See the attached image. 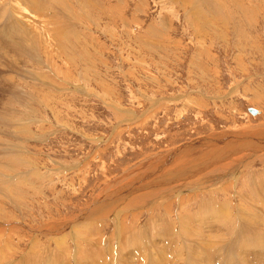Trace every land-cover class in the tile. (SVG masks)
Returning a JSON list of instances; mask_svg holds the SVG:
<instances>
[{"label": "rangeland", "instance_id": "obj_1", "mask_svg": "<svg viewBox=\"0 0 264 264\" xmlns=\"http://www.w3.org/2000/svg\"><path fill=\"white\" fill-rule=\"evenodd\" d=\"M18 1L37 43L0 34V264H264V0Z\"/></svg>", "mask_w": 264, "mask_h": 264}, {"label": "bare ground", "instance_id": "obj_2", "mask_svg": "<svg viewBox=\"0 0 264 264\" xmlns=\"http://www.w3.org/2000/svg\"><path fill=\"white\" fill-rule=\"evenodd\" d=\"M1 1H3V0H0V3H1ZM20 1V0H19ZM18 1V2H19ZM25 1V0H24ZM29 1V0H28ZM34 1V9L36 8V10H34L35 12H37L38 13V18H40L41 16H44L45 15V10H49L50 12H51V8H52V6L50 5V2L47 0H33ZM36 2V3H35ZM8 3V2H7ZM15 3V2H14ZM20 4H21V2L19 3V6H20ZM27 4V3H26ZM6 5V4H5ZM10 5V7L9 8H11V4H9ZM25 5V4H24ZM33 5V4H32ZM85 5V4H84ZM23 7H25V6H23ZM32 7V6H31ZM31 7H29V8H31ZM28 8V7H27ZM7 9L8 8H6V12H7ZM12 9H14V7L12 8ZM11 9V10H12ZM17 9V8H16ZM20 9V8H19ZM26 9V8H25ZM3 10V9H2ZM27 10V9H26ZM5 11H1L0 10V34H2L3 32L5 33V34H3L5 37L7 36V34L9 33V34H11L12 32L13 33H18V38L16 39V40H14L15 41V44L13 43V45H14V47L16 48V50H17V52H18V54H19V56L20 57H22L23 56V54H24V52L26 53V51H30V46H31V44L33 43V40L37 43V39H35V36L37 37V35H34V33L32 32H30V30H31V28L28 30V28L26 27L25 28V23H24V21H22L21 19H20V17H18V15L19 16H22V15H20L21 13L19 12V14L17 15H12L13 16V18H14V16H15V19H12L11 18V14H13V11H10L9 13H11L10 14V16H8V15H5ZM18 11H20V10H18ZM27 11H29V10H27ZM49 12V13H50ZM203 12V11H202ZM8 13V12H7ZM18 13V12H17ZM47 13V12H46ZM54 12H53V9H52V14H53ZM22 14H23V12H22ZM33 15V14H32ZM48 14H46V16H47ZM23 16H25V15H23ZM36 16V15H35ZM21 18H23V17H21ZM25 18H27L26 16H25ZM24 18V19H25ZM29 18V17H28ZM27 18V19H28ZM5 19H7L6 20V22H7V24H6V22H5ZM42 20V19H41ZM55 19H53V21H54ZM57 20V19H56ZM60 21V20H59ZM57 22V21H56ZM16 23V24H15ZM24 24V25H23ZM61 26H63V25H61ZM59 28V27H58ZM6 29V30H5ZM12 29V32L10 31ZM56 29V28H55ZM60 30H62L63 31V28L62 27H60ZM65 30V29H64ZM62 34V33H61ZM16 35V34H15ZM13 38H14V36H13ZM16 38V37H15ZM30 41H32V42H30ZM11 42H13L12 40H10V43ZM12 45V44H11ZM9 47V46H8ZM11 47V46H10ZM13 47V46H12ZM13 47V48H14ZM12 49V48H11ZM8 50V49H7ZM4 52L6 53V51L4 50ZM28 54V53H27ZM4 55V54H3ZM5 56V55H4ZM4 56H3V58H4ZM28 57V56H27ZM1 60H3V59H1ZM21 60H22V58H21ZM34 61V60H33ZM6 65V64H5ZM8 67V66H7ZM13 67V66H12ZM2 68V67H1ZM2 69H4V68H2ZM1 69V70H2ZM8 69H10V67L8 68ZM0 70V71H1ZM8 71V70H7ZM15 72H16V70H15ZM21 72V71H20ZM4 73V72H3ZM2 75V74H1ZM3 76H4V74H3ZM2 79V78H1ZM1 89V88H0ZM2 92H3V89L1 90ZM0 91V92H1ZM1 102V101H0ZM0 104H2V103H0ZM3 104H5V103H3ZM4 106V105H3ZM2 105H1V107H0V112H1V116H3L2 115V112H3V107ZM5 107V106H4ZM252 109V108H251ZM254 110V109H253ZM255 111V113H252L253 115H257V112H256V110H254ZM249 112H250V109H249ZM254 133V132H253ZM241 134V133H240ZM248 134H250V133H248ZM255 134V133H254ZM229 134L227 133V134H220V135H213V136H210V137H208L209 139H207V141L208 140H211L212 141V143L213 144H216V145H219V144H225V146L227 145V147H228V144H229V146L230 147H228V148H232V151H235L234 149L235 148H237V150H239L238 148L239 147H241V144L242 143H244V142H240V141H238V140H236V139H233L234 138V136H232L233 138L231 139V138H227V139H225L227 136H228ZM237 136V135H236ZM241 136V135H240ZM255 138V137H254ZM247 139V138H246ZM250 140V139H249ZM252 140V139H251ZM259 140V139H258ZM229 141V142H228ZM234 141H236V142H234ZM238 141V142H237ZM255 141V140H254ZM262 141V140H261ZM260 141V142H261ZM201 142L202 141H197V142H193L192 143V145H186L185 147H182V149H180V150H178V151H174L173 153H171L170 155H167L165 158H163V159H165V161H167V163L169 162V164H171V163H174V162H176L178 159H179V157H181V156H184V157H187V156H193L194 154L193 153H195L196 152V150L198 149V148H200L201 147V149H202V145H200L201 144ZM252 142V141H251ZM264 144V143H263ZM204 145V144H203ZM259 145V144H258ZM206 146V145H205ZM211 146V145H210ZM235 146H237V147H235ZM245 146H247V145H245ZM248 146L250 147V145L248 144ZM248 146H247V148H248ZM260 146V145H259ZM261 147V146H260ZM210 148V147H209ZM242 148V147H241ZM213 149V148H212ZM205 150V149H204ZM244 150V149H243ZM215 151V150H214ZM222 151V150H221ZM231 151V152H232ZM242 151V150H241ZM248 151V150H247ZM198 152V151H197ZM196 152V153H197ZM200 152V151H199ZM203 152V151H202ZM239 152V151H238ZM198 155H199V153H197ZM205 154V153H204ZM216 154V153H215ZM218 154H219V152H218ZM217 154V155H218ZM224 154V153H223ZM18 155V154H17ZM200 155H201V153H200ZM203 155V154H202ZM222 155V154H221ZM195 156V155H194ZM204 156V155H203ZM231 156H233V155H231ZM17 157V156H16ZM15 157V158H16ZM210 156L209 155H206L204 158H202V160H204V162H205V160H209L210 158H209ZM215 157V156H214ZM225 157H227V156H225ZM18 158V157H17ZM171 158H177V159H174L173 160V162H171L170 163V160H171ZM199 158H200V156H199ZM216 158H217V156H216ZM219 158V157H218ZM222 158V157H221ZM228 159H232V157H230V155H228V157H227ZM19 159V158H18ZM179 160H181V159H179ZM195 160L196 161H198L199 159L195 156ZM219 160V159H218ZM223 161H227L226 159H222ZM19 161V160H18ZM172 161V160H171ZM223 161H222V163H223ZM16 162H17V159H16ZM211 162H213L212 160H211ZM207 163H208V161H207ZM179 166V164L176 166V167H178ZM215 166H218V164H216ZM215 166H213V167H215ZM143 167V166H142ZM210 167V166H209ZM153 168V167H152ZM159 168V169H158ZM211 168V167H210ZM157 169L158 170H162L163 169V167L162 166H157ZM169 169H170V167H169ZM169 169H167L168 171H164L165 173H166V176H168V175H170V173H169ZM149 170V169H148ZM152 170V169H151ZM200 170V169H199ZM203 170V169H202ZM163 171V170H162ZM147 172V171H146ZM145 172V173H146ZM199 172H201V171H199ZM204 172V171H203ZM205 172H207V170H205ZM156 173V171H151V172H149V173H147V174H145V176H144V178H143V183L140 185L141 187L140 188H142L143 189V191L142 192H145V189H147V188H154V186L153 185H150V184H147L146 185V180H147V178H148V176L149 175H153V174H155ZM161 173V172H160ZM128 175V174H127ZM165 176V175H164ZM195 176L196 177H198L199 175H198V173H197V175L195 174ZM141 178H142V176H140ZM152 177V176H151ZM169 177H171V175L169 176ZM150 178V177H149ZM154 178V177H153ZM162 178V177H161ZM152 179V178H151ZM136 180V179H135ZM140 180V179H139ZM159 180V179H158ZM220 180V179H219ZM137 181H138V179H137ZM154 182V181H153ZM217 182V181H216ZM219 182V181H218ZM148 183V182H147ZM134 184V183H133ZM140 184V183H139ZM128 185V184H127ZM139 186V185H138ZM153 186V187H152ZM157 186H159V185H157ZM157 186H155V187H157ZM203 186V185H202ZM125 188V187H124ZM189 189V188H188ZM129 191V190H128ZM135 192H137V191H135ZM185 192H188V191H185ZM126 193V192H125ZM124 193V194H125ZM134 193V192H133ZM147 193H153V192H151V190H149ZM146 193V194H147ZM193 193V192H192ZM119 194V193H118ZM129 194V193H128ZM130 194H131V192H130ZM142 194V193H141ZM145 194V195H146ZM121 195V194H120ZM122 197V196H121ZM129 197H131V196H124V198L121 200L122 202L123 201H125V199H128ZM135 197V196H134ZM185 197H186V195H185ZM214 197V196H213ZM117 198H120V196H118ZM261 198V197H260ZM114 199V198H113ZM134 199V198H133ZM211 199V198H210ZM109 200H111V199H109ZM135 200V199H134ZM101 201L102 202H104V200L103 199H101ZM117 201V200H116ZM121 202V203H122ZM133 202V201H132ZM137 202V201H136ZM99 203H97V205H98ZM263 205V204H262ZM106 207V206H105ZM109 207V206H108ZM213 207V206H212ZM216 207V206H215ZM100 208V207H99ZM103 208V207H102ZM102 208H100V209H102ZM106 208H103V210H105ZM220 209H222V208H220ZM260 209V208H259ZM264 209V208H263ZM228 210V209H227ZM102 211V210H101ZM261 211V210H260ZM262 211H264V210H262ZM106 212V211H105ZM223 213V212H222ZM229 213V212H228ZM87 215V214H86ZM249 215V214H248ZM84 216V215H83ZM92 216V215H91ZM263 216V215H262ZM85 217V216H84ZM82 218V217H81ZM163 219V218H162ZM230 219V218H229ZM164 220V219H163ZM217 220H218V218H217ZM247 220V219H246ZM79 221V220H78ZM165 221V220H164ZM220 221V220H219ZM76 222V221H75ZM83 222V221H82ZM81 222V223H82ZM158 222H160V221H158ZM166 222V221H165ZM249 222V221H248ZM251 222V221H250ZM74 223V222H73ZM77 223V222H76ZM79 223V222H78ZM117 223H118V221H117ZM161 223H163V221L162 222H160V224ZM159 224V225H160ZM251 224V223H250ZM118 225V224H117ZM170 226V225H169ZM168 226V227H169ZM161 227V226H160ZM246 227H248V226H246L245 225V228ZM225 228V227H224ZM249 228V227H248ZM150 229V228H149ZM250 229V228H249ZM68 230V229H67ZM161 230V229H160ZM189 230V229H188ZM189 231H192V232H194V229L192 230L191 228H190V230ZM224 231V230H223ZM247 232L249 231L248 229L246 230ZM245 231V232H246ZM153 233V232H152ZM160 233V232H159ZM158 233V234H159ZM161 233H162V231H161ZM161 233H160V235H161ZM177 233V236H181L180 235V232H176ZM186 233H188V232H186ZM225 233V232H224ZM51 234V233H50ZM78 234V233H77ZM87 234V233H86ZM190 234V235H189ZM189 234H187V237L186 238H188L189 236L191 237V236H194L195 238H194V241H196L197 242V244H199V242L201 243V236H202V234H197V233H193V234H191V232L189 233ZM252 234H253V232H252ZM189 235V236H188ZM200 235V236H199ZM248 235H250V234H248ZM247 235V236H248ZM88 236V235H87ZM223 236V235H222ZM76 237V236H75ZM179 237H176V241L180 244V238ZM193 238V237H192ZM189 239V238H188ZM227 239V238H226ZM251 239V238H250ZM256 239H257V237H256ZM56 240V239H55ZM214 240V239H213ZM253 240V239H252ZM152 241V240H151ZM220 241V240H219ZM144 242V241H143ZM142 242V243H143ZM207 242V241H206ZM205 242V243H206ZM212 243H213V241H211ZM130 243V242H129ZM145 243V242H144ZM204 243V242H203ZM212 243H209V245H211ZM217 243V242H216ZM131 244V243H130ZM139 244V243H138ZM150 245V244H149ZM152 245V244H151ZM204 245V244H203ZM220 245V244H219ZM262 246V245H261ZM261 246H258V247H261ZM191 247V246H190ZM207 247H208V245H207ZM206 247V248H207ZM221 247V246H220ZM94 248V247H93ZM78 249V248H77ZM88 249V248H87ZM115 250V249H114ZM102 251V250H101ZM204 251V250H203ZM203 251H202V253H203ZM93 252L95 253V250L94 249H92L91 251H90V253H92L93 254ZM99 252V251H98ZM63 253V252H62ZM91 254V255H92ZM57 255V254H56ZM71 255V254H70ZM94 255V254H93ZM115 255V254H114ZM150 255V254H149ZM148 255V256H149ZM198 255V254H197ZM31 256V255H30ZM33 256V255H32ZM73 256H75V255H73ZM101 256V255H100ZM28 257V256H27ZM26 257V258H27ZM103 257V256H102ZM196 257V256H195ZM198 257H199V255H198ZM29 259H31L30 257H28ZM25 259V260H29V259ZM35 258V257H34ZM77 258H79V257H76V259ZM92 258H93V256H92ZM96 258H98V257H96ZM212 258V257H211ZM58 259V258H57ZM60 259V258H59ZM62 259V258H61ZM89 259V258H88ZM87 259V260H88ZM95 259V258H94ZM120 259V258H119ZM35 260V259H34ZM38 260V259H37ZM65 260V259H64ZM80 260V259H79ZM96 260V259H95ZM115 260V259H114ZM244 260V259H243ZM32 261V260H31ZM85 261V260H84ZM83 261V262H84ZM116 261V260H115ZM114 261V262H115ZM119 261V260H118ZM26 262V261H25ZM29 262V261H28ZM33 262V261H32ZM31 262V263H32ZM81 261H79V263H80ZM87 262V261H86ZM86 262H84V263H86ZM43 263V262H42ZM149 263V262H148ZM151 263V262H150ZM149 263V264H150ZM19 264V263H18ZM57 264V263H56ZM64 264V263H63ZM81 264V263H80ZM117 264V263H116ZM120 264V263H119Z\"/></svg>", "mask_w": 264, "mask_h": 264}, {"label": "water", "instance_id": "obj_3", "mask_svg": "<svg viewBox=\"0 0 264 264\" xmlns=\"http://www.w3.org/2000/svg\"><path fill=\"white\" fill-rule=\"evenodd\" d=\"M250 112L255 113V111H254L253 109H251V108H250ZM252 113H251V114H252Z\"/></svg>", "mask_w": 264, "mask_h": 264}, {"label": "crops", "instance_id": "obj_4", "mask_svg": "<svg viewBox=\"0 0 264 264\" xmlns=\"http://www.w3.org/2000/svg\"><path fill=\"white\" fill-rule=\"evenodd\" d=\"M54 12V11H53ZM63 32H65V31H63Z\"/></svg>", "mask_w": 264, "mask_h": 264}]
</instances>
